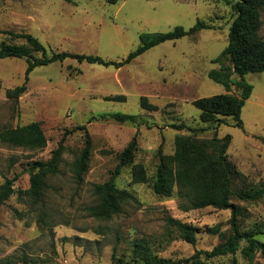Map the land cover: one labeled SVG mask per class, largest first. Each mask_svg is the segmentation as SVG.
Instances as JSON below:
<instances>
[{"label": "rangeland", "instance_id": "rangeland-1", "mask_svg": "<svg viewBox=\"0 0 264 264\" xmlns=\"http://www.w3.org/2000/svg\"><path fill=\"white\" fill-rule=\"evenodd\" d=\"M234 17L231 6L214 0H0V45L24 43L12 41L5 31L30 33L49 55L67 52L123 62L140 46L143 33L190 29L198 20L214 27L161 43L120 68L70 58L38 66L18 104L7 97V90L24 84L28 63L0 59V126L37 121L48 139L36 152L0 144V185L17 177L16 193L0 206V264H115L114 254L121 264H141L142 253L182 260L220 242L210 228L219 225L228 231L230 210H186L177 195L160 197L149 184H132L130 166L123 168L116 185L131 191L136 200L110 219L91 217L87 209L97 202L94 185L110 179L136 133L135 163H142L152 176L160 162L159 149L174 154L177 135L211 138L218 129L219 137H232L228 154L241 173L237 186L264 187V72L246 75L253 93L242 110L243 127L230 116H220V125L203 123L193 104L226 93L209 72L219 67L213 60L228 45ZM262 21L264 38V8ZM233 92L240 94L236 88ZM114 95H125L126 100L106 99ZM142 97L158 110L143 108ZM115 114L137 121L115 122L110 119ZM84 125L92 147L84 183L78 185L72 165L86 146L85 130H77ZM60 144V173L49 178L44 201L31 206L20 194L30 187L29 163L49 160ZM234 202L242 208V230L264 229V197ZM168 218L197 227V244L182 240L168 226ZM256 238L264 243V234ZM246 245L243 241L236 254H201L199 259L203 264H250L242 252ZM255 263L264 264L261 252Z\"/></svg>", "mask_w": 264, "mask_h": 264}, {"label": "trees", "instance_id": "trees-1", "mask_svg": "<svg viewBox=\"0 0 264 264\" xmlns=\"http://www.w3.org/2000/svg\"><path fill=\"white\" fill-rule=\"evenodd\" d=\"M116 3L118 0H108ZM223 2L232 7L235 17L232 22L229 41L222 53L213 60L219 67L209 72V78L226 88V93L204 97L193 102L200 110V121L206 124L213 122L222 124L220 116L233 117L239 127H243L241 114L246 100L253 93V86L246 81V75L250 73L264 72V38L260 36L263 25L262 9L264 0H214ZM214 28L204 20H198L195 26L185 29L177 26L170 32L143 33L140 36L141 44L131 52L123 62L105 60L99 56L57 53L49 55L47 48L34 35L30 33H15L5 31L12 41H24L23 44L0 45V59L19 58L28 63L24 84L7 90V97L19 103L20 97L26 93L27 84L31 72L38 66L48 65L54 62H63L66 59H77L89 63H99L104 66L114 65L118 68L131 62L149 49L167 42L176 41L186 36H195L205 29ZM40 53L41 56H37ZM236 88L240 94L233 92ZM110 101H125V95L106 97ZM143 108L155 111L158 107L150 103L147 97L141 98ZM106 118V117H103ZM115 122L125 123L137 120L134 116L115 114L110 117ZM184 127V126H183ZM181 126L180 129H183ZM77 130H85L86 146L79 158L73 163L72 171L78 185H82L89 169L92 139L87 127L80 126ZM48 139L40 122H32L17 127L0 126V144L17 147L36 152L47 146ZM232 143V137L227 135L219 137L218 129L211 138H200L197 135L179 134L175 137V152L164 155L159 149L160 162L154 175H150L142 163H135L139 150L138 133L134 135L127 147L119 155V163L110 179L104 183L96 184L93 194L97 198L94 206L87 209L91 217L97 219H110L120 214L125 205L136 200L128 189L119 188L116 179L123 168L131 167L132 184H149L153 192L160 197H173L177 195L184 201L186 210L214 208L217 210H230V229L221 230L219 225L210 228L211 232L218 235L220 242L208 251H198L190 258L173 260L158 255L142 253L141 264H203L199 259L201 254L207 257L225 256L236 254L240 244L245 241L246 247L242 252L249 258L250 264L255 263L258 253L264 255V243L256 238L264 234L261 230H242L240 216L242 208L234 202L237 198L245 202H255L264 197V187L239 188L236 184L241 173L237 165L231 160L228 150ZM64 154L63 145L53 152L47 160H36L29 163L30 187L20 191L22 198L29 200L31 206L44 201L49 186V178L60 173V167ZM17 177L8 179L0 185V206L13 194ZM20 214V213H19ZM168 226L179 232L185 242L196 245L198 228L174 218L167 219ZM115 264H121V260L113 255ZM233 264H237L234 260Z\"/></svg>", "mask_w": 264, "mask_h": 264}]
</instances>
